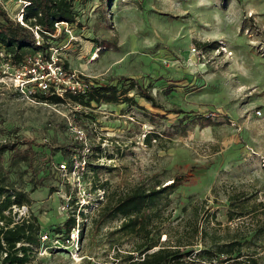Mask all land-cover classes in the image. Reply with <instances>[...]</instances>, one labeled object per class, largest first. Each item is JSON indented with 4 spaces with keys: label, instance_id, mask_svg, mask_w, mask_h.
<instances>
[{
    "label": "rangeland",
    "instance_id": "1",
    "mask_svg": "<svg viewBox=\"0 0 264 264\" xmlns=\"http://www.w3.org/2000/svg\"><path fill=\"white\" fill-rule=\"evenodd\" d=\"M28 3L0 0L17 20ZM76 8L83 29L59 24L51 51L94 82L139 80L158 106L136 90L130 95L137 105L41 102L18 86L14 68L3 74L0 62V142L71 145L78 138L77 149L89 148L97 166L90 180L106 192L101 197L94 181L87 190L89 180L80 188L55 174L35 187L18 165L11 179L32 201L14 206L12 215L43 224L41 246L27 264H129L144 241L117 233L122 218L103 222L98 210L108 197L144 183L165 187L174 178L159 223L163 245L191 240L197 254L238 237L242 260L264 264V0H76ZM174 109L201 120L184 133ZM74 115L88 129L75 125ZM150 132L158 136L148 143ZM67 155L57 152L55 161ZM241 204L248 214L231 220ZM69 216L77 226L63 240L55 229ZM198 225L203 233L193 239Z\"/></svg>",
    "mask_w": 264,
    "mask_h": 264
},
{
    "label": "trees",
    "instance_id": "2",
    "mask_svg": "<svg viewBox=\"0 0 264 264\" xmlns=\"http://www.w3.org/2000/svg\"><path fill=\"white\" fill-rule=\"evenodd\" d=\"M89 1V0H87ZM24 6L23 21L11 17L9 13L0 5V50H4L11 55V65L13 67H23L29 64V57H34L37 53L50 58L51 41L58 36L57 23H67L70 29L77 34L83 29L82 22L79 20V13L76 8V0H28ZM39 38L37 37V34ZM215 44H205L204 48H216ZM68 69V64L63 62ZM31 76V75H30ZM79 77L88 82L85 92L74 93L67 91L63 95L56 92H45L38 86V82L28 84V90L32 96L41 102L60 105L71 102L81 106L90 107L93 103H127L137 105V101L131 91L136 90L140 96L158 106L155 97L149 92L139 80L121 76L115 80L107 82H94L80 75ZM127 82L119 84L118 82ZM180 120V126L184 133L194 122L201 119L190 117V113L183 109H174ZM75 125L86 128L85 120L74 115ZM204 118H210L209 116ZM88 129V128H86ZM158 136L157 133H148L145 135V141L148 143ZM77 138L71 145H53L52 143L38 142L35 139H22L21 141L0 142V260L4 264H27L32 257L33 247L41 246V230L43 224L37 218H19L12 215L13 207H26L31 204V198L26 190L17 188L11 179L15 168L21 163L25 165V173L31 176L35 187H44L45 181L53 176V163L57 152L65 150L68 155L66 161L71 162L73 154L82 155L83 151L77 149L81 147ZM24 146V147H23ZM96 150H100L97 145ZM65 156V153H61ZM65 154V155H64ZM88 153V168L92 173H96V167L91 163ZM94 175V174H93ZM172 184L163 187L157 183L154 186L146 183L136 186L123 196L108 197L105 206L98 210V215L103 222H108L122 218L123 222L117 233L123 236H136L141 238L143 244H140L139 257L133 253L127 256L129 264H208L204 259L208 257L210 262H217L219 258L222 264L233 262L235 264H249L242 260L241 244L236 237L222 245H217L214 249L201 250L196 254L194 250L195 242H179V245H163L160 237L163 234V224L159 225L162 219V209L165 201L169 200L170 195L177 187V179H171ZM94 181V191L103 190L97 187ZM105 192V190H103ZM106 193V192H105ZM169 205V204H167ZM239 212L231 210L229 218L234 220L237 216L244 217L247 212L246 206L241 204ZM85 216L83 211H80ZM87 218V216H86ZM75 216H69L63 225L55 229V232L63 240H69L70 234L76 229ZM193 236L196 238L202 235L203 231L200 225L192 228ZM246 241V240H245ZM245 243V242H244ZM155 248H159L155 250ZM237 256L233 258V255ZM5 256V257H4ZM253 264L256 262L251 261Z\"/></svg>",
    "mask_w": 264,
    "mask_h": 264
},
{
    "label": "built area",
    "instance_id": "3",
    "mask_svg": "<svg viewBox=\"0 0 264 264\" xmlns=\"http://www.w3.org/2000/svg\"><path fill=\"white\" fill-rule=\"evenodd\" d=\"M18 20L24 23L23 13H20ZM59 24L61 23H57L56 26H59ZM63 24L68 26L67 23ZM36 34L39 38L37 32ZM10 60L11 55L7 54L4 50H0V62L3 67V74L9 73L8 70L14 68L15 73L13 76L19 80L20 83L18 86L23 89H28L29 83L38 82L39 88L43 91L56 92L63 95L67 91H72L74 93L85 92L88 87V82L79 77L80 74L64 67L55 51H52L50 58H47L43 52L37 53L34 57H29V64L23 67H13ZM75 131L78 134H82V131ZM87 150H89V148H85L81 156L77 153L73 154L70 163L65 160L53 163L52 168L55 175H58L59 178H63L67 183H69L68 181L70 180H74L80 188H85V185L90 182L91 185L88 183V188L86 189L91 190L93 181H91L89 177V174L92 172L89 171L87 164L89 153ZM86 179L89 181L87 182ZM98 192L101 194V197H104L103 195L105 192L103 190H98ZM84 193L86 194V192ZM44 239L47 240L48 237L45 236ZM208 264L219 263L214 261Z\"/></svg>",
    "mask_w": 264,
    "mask_h": 264
}]
</instances>
